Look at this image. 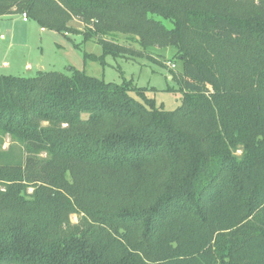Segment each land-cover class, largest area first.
I'll return each mask as SVG.
<instances>
[{"label": "trees", "instance_id": "1", "mask_svg": "<svg viewBox=\"0 0 264 264\" xmlns=\"http://www.w3.org/2000/svg\"><path fill=\"white\" fill-rule=\"evenodd\" d=\"M23 14L82 23L103 66L173 49L182 105L74 68L0 75V264H264V0H0Z\"/></svg>", "mask_w": 264, "mask_h": 264}, {"label": "rangeland", "instance_id": "2", "mask_svg": "<svg viewBox=\"0 0 264 264\" xmlns=\"http://www.w3.org/2000/svg\"><path fill=\"white\" fill-rule=\"evenodd\" d=\"M153 18L162 22L169 30L174 28L173 23L168 20L158 16ZM0 22L3 29L9 30L8 40L13 39L14 43L8 56L11 68L5 69L1 66L0 75L35 77L41 72L37 64L44 67L43 71H58L65 74L69 73V69L74 68L90 77L110 83L132 82L135 87L148 91L147 96L154 99L157 106H162L166 111H175L182 105V94L178 83L173 80V75L182 73L183 66L175 59L173 49L150 50L152 56L166 65L164 67L148 58L132 61L127 58L112 57L107 58L106 65L103 66L98 61L85 58V54L100 57L102 49L95 42L83 43L85 29L80 22L72 23V28L76 29L77 33L67 36L52 31H42L35 22L23 23L20 16L6 17ZM118 39L122 44H129L125 36L120 35ZM5 45L8 43L0 41V46L4 49H6ZM27 63L32 66V70L26 68ZM169 87L177 92H168ZM10 142V138L5 139L0 151L7 150ZM72 222L76 224L78 217L72 216Z\"/></svg>", "mask_w": 264, "mask_h": 264}, {"label": "crops", "instance_id": "3", "mask_svg": "<svg viewBox=\"0 0 264 264\" xmlns=\"http://www.w3.org/2000/svg\"><path fill=\"white\" fill-rule=\"evenodd\" d=\"M11 17H15V16H11ZM20 17L23 21L22 16H20ZM4 18H6V17H4ZM4 18H0V21L3 20ZM23 23H29V22L23 21ZM41 30L43 31V29H41ZM8 32H9L8 29H3L2 23L0 22V41H2L4 43H6V42L8 43V45H5L6 49H4V47L0 46V68L2 66L5 69L11 68V64H10V62H8V56H9V52L11 51V47H13V44H14L13 39L8 40V35H7ZM37 67L40 68L41 71L44 70V67L41 66L40 64H37ZM26 68L28 70H32V66L28 63H27Z\"/></svg>", "mask_w": 264, "mask_h": 264}, {"label": "built area", "instance_id": "4", "mask_svg": "<svg viewBox=\"0 0 264 264\" xmlns=\"http://www.w3.org/2000/svg\"><path fill=\"white\" fill-rule=\"evenodd\" d=\"M22 18H23V21H24V22H28V17H27L26 14H23V15H22Z\"/></svg>", "mask_w": 264, "mask_h": 264}]
</instances>
